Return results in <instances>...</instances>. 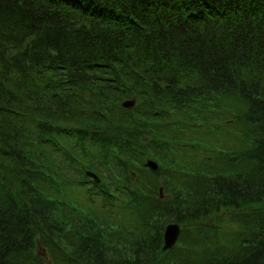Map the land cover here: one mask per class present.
Segmentation results:
<instances>
[{"label": "trees", "instance_id": "trees-1", "mask_svg": "<svg viewBox=\"0 0 264 264\" xmlns=\"http://www.w3.org/2000/svg\"><path fill=\"white\" fill-rule=\"evenodd\" d=\"M0 264H264V0H0Z\"/></svg>", "mask_w": 264, "mask_h": 264}, {"label": "water", "instance_id": "water-1", "mask_svg": "<svg viewBox=\"0 0 264 264\" xmlns=\"http://www.w3.org/2000/svg\"><path fill=\"white\" fill-rule=\"evenodd\" d=\"M135 102H136L135 99H129L123 102V106L132 107L135 105ZM149 163L154 168L158 167L154 161H149ZM180 231H181L180 226L176 223H173L167 226L166 231H165V248H169L173 246V244L177 241L180 235Z\"/></svg>", "mask_w": 264, "mask_h": 264}, {"label": "rangeland", "instance_id": "rangeland-1", "mask_svg": "<svg viewBox=\"0 0 264 264\" xmlns=\"http://www.w3.org/2000/svg\"><path fill=\"white\" fill-rule=\"evenodd\" d=\"M162 194H164V193H162ZM172 222H177V221H174V220L167 221L166 224H165V226H164V231H165L167 225L170 224V223H172Z\"/></svg>", "mask_w": 264, "mask_h": 264}]
</instances>
